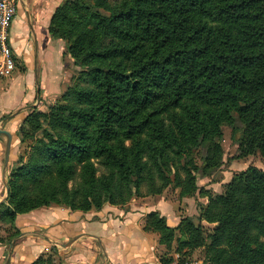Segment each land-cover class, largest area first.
Instances as JSON below:
<instances>
[{
  "label": "trees",
  "instance_id": "trees-1",
  "mask_svg": "<svg viewBox=\"0 0 264 264\" xmlns=\"http://www.w3.org/2000/svg\"><path fill=\"white\" fill-rule=\"evenodd\" d=\"M48 32L80 71L23 121L32 142L6 182L0 242L21 235L18 214L123 206L173 187L205 197L197 219L214 227L149 213L145 229L168 252L176 241L179 253L203 248L202 264H264V170L248 166L219 194L196 184L221 166L223 125L242 126L239 156L264 159V0H64Z\"/></svg>",
  "mask_w": 264,
  "mask_h": 264
},
{
  "label": "crops",
  "instance_id": "crops-1",
  "mask_svg": "<svg viewBox=\"0 0 264 264\" xmlns=\"http://www.w3.org/2000/svg\"><path fill=\"white\" fill-rule=\"evenodd\" d=\"M63 1L16 0L8 43L20 66L0 80V130L11 137L6 153L7 138L0 133V203L6 200V182L21 151L19 125L33 109L46 108L71 74L70 61L63 57L64 43L48 32L51 15ZM165 197L134 198L123 206L106 204L88 212L49 206L18 214L14 225L21 235L10 245L0 242V264H31L51 246L62 264H162V257L170 258L176 251L168 252L158 235L145 229L146 217L157 212L175 228L191 209L184 201L193 199L181 198L175 209ZM197 197L202 200L200 212L207 199ZM2 225L7 226L0 220Z\"/></svg>",
  "mask_w": 264,
  "mask_h": 264
},
{
  "label": "rangeland",
  "instance_id": "rangeland-1",
  "mask_svg": "<svg viewBox=\"0 0 264 264\" xmlns=\"http://www.w3.org/2000/svg\"><path fill=\"white\" fill-rule=\"evenodd\" d=\"M53 40H60V39H53ZM61 41L65 45L63 57H65V59H68V61H70V64L68 66V70H70L71 74H70L69 78L66 79L67 81L63 85L62 91L59 94H57L54 98H52L48 101V104H46V108H43V107L39 108V109L35 108L36 110L41 111V112H46L50 105L55 104L59 101L60 96L67 90L68 87H70L73 84V77H75L77 72L80 71V68L75 66L73 64L72 59L66 54V43L63 40H61ZM15 64H16L15 69H17V67H19L20 65L17 62ZM66 65H67V62L64 61V66H66ZM23 121L19 125V128L17 130V137H18L19 143L21 145V151L18 154L17 161L19 160L18 158L20 156H23L24 159L26 158V156H27L26 153L29 151L28 147L32 142L31 140H27V139L24 142H21V138L23 137V132L28 131V129H29L28 126L27 127L25 126L24 128H22V126L24 124ZM237 129L233 130V128L229 125H223L222 126V137L220 139V144L222 146L223 154H222L221 166L213 174V176L203 178V177H201L200 174L197 175L198 176L197 177V183H196L197 186L200 187L201 189H203L204 191H207L210 194L221 193L223 190V184L228 182L234 174L239 173L240 171L246 169L248 166H255L261 170H264V159L260 156V154L258 152H256L253 155H248L246 157L239 156L238 145L240 143L242 126L240 124H238ZM197 164L198 165L200 164L199 158H197ZM95 165L98 169L97 174L99 175L101 173V168L98 164H95ZM18 166H19V161L15 166L12 167L9 175ZM163 195L166 196L165 198H167V200L170 201L171 205L175 209L178 208V205H181V202L179 200H182V199L178 197V191L176 189H174L173 187H167L166 189H164L161 196H163ZM197 195H199V194L197 193L193 197H191L193 199H190L191 200L190 202H189V200L184 201L186 204V207H188V205L191 204V207H190L191 209L186 210V213H187V216L194 218L195 224H197V225L201 224L205 233H208L214 227V224H209V223H206L205 221L200 222L197 219V216L200 213L197 211L198 210L197 206L202 201L201 199H199V197H197ZM149 196L155 197V196H159V195H149ZM139 198H142V197H139ZM58 207H60V206H58ZM7 228H8V226H5V225H2L0 227V230H1L0 231V238L7 237L8 233L5 231ZM173 246H174L173 251H175V248L177 246L176 241L173 243ZM185 251H186V249H183L181 253L176 251L177 253H179L181 255V257L179 259L180 264H190L191 262L192 263L197 262L198 260L203 261V259H204L205 253H204L203 248H197L190 253L183 254ZM40 256H43V258L45 260H48V259L51 260L52 264H62V262L59 260V258L57 256V249L53 248V246H51L47 250L45 249L41 253ZM197 264H202V263H197Z\"/></svg>",
  "mask_w": 264,
  "mask_h": 264
},
{
  "label": "built area",
  "instance_id": "built-area-1",
  "mask_svg": "<svg viewBox=\"0 0 264 264\" xmlns=\"http://www.w3.org/2000/svg\"><path fill=\"white\" fill-rule=\"evenodd\" d=\"M15 14L16 0H0V80L10 77L15 70V60L8 43V31ZM180 257L174 252L168 264H180Z\"/></svg>",
  "mask_w": 264,
  "mask_h": 264
},
{
  "label": "water",
  "instance_id": "water-1",
  "mask_svg": "<svg viewBox=\"0 0 264 264\" xmlns=\"http://www.w3.org/2000/svg\"><path fill=\"white\" fill-rule=\"evenodd\" d=\"M0 133L1 134H3V135H5L6 136V138H7V142H6V153H8V150H9V144H10V140H11V137L9 136V134L7 133V132H5V131H2V130H0ZM7 189V188H6Z\"/></svg>",
  "mask_w": 264,
  "mask_h": 264
}]
</instances>
